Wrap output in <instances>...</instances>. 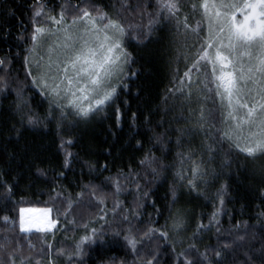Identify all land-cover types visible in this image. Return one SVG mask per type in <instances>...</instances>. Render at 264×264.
<instances>
[{
    "label": "trees",
    "instance_id": "1",
    "mask_svg": "<svg viewBox=\"0 0 264 264\" xmlns=\"http://www.w3.org/2000/svg\"><path fill=\"white\" fill-rule=\"evenodd\" d=\"M161 2L0 0V59L5 60L0 66V87L7 83L0 91V244L4 246L0 257L4 264L9 254L16 264H112L110 257L117 258L115 264H144L153 251L159 253V264H184L185 258L196 264H219L216 251L222 252L223 264H248L245 252L252 264H264L260 251L264 249V156L249 158L221 139L223 132L219 130L228 125L220 118L210 66L201 62L199 70H192L191 82L183 75L198 59L197 52L208 37L203 0H179L174 17L160 9ZM40 6L43 15L35 17L34 9ZM79 8H87L93 16L97 15L94 9L99 8L125 27L133 26L123 43L134 60L126 71L136 75L124 81L127 88L118 89L115 104L87 120L69 114L59 132L54 123L28 128L20 117L30 109L43 117L49 107L25 75V57H30L27 49L32 47L30 36L36 26L51 27L49 16L59 17L62 10L65 20L72 22L80 15ZM185 17L187 29L182 26ZM201 108L207 123L198 128L196 118ZM63 141L70 143L61 147ZM189 152L194 154L193 160L203 159L208 172L204 178L208 182L197 180L194 191L175 175L183 170L191 178V163L185 160L181 164L178 155ZM65 153L71 154L67 163ZM146 156L157 158L153 167L160 163L169 166L158 179L154 180L147 165H141ZM226 162L230 166H225ZM129 172L141 174L139 183L148 191L147 200L137 198L130 182L120 180L127 183V190L122 189L118 196L114 185L106 183L108 177ZM173 186L178 200L172 214L182 210L186 221L185 229L178 233L171 228L168 212ZM221 189L224 206L217 217L219 224L199 230L198 225H209L211 214L220 208L217 193ZM98 197H103V204L98 203ZM115 201L122 207L113 215ZM137 203L143 206L138 209V218L129 215V225L121 216ZM26 207L51 208L55 228L48 232L21 231V209ZM105 212V219H98ZM102 226L109 243L85 245L83 256H75L80 238ZM129 227L138 239L147 228L167 232L168 236L165 239L159 232L153 234L151 240H144L138 254H133L122 240L116 243L111 235L114 229L124 235L123 230ZM191 245L195 250L189 251ZM223 245H230L231 250L223 251Z\"/></svg>",
    "mask_w": 264,
    "mask_h": 264
},
{
    "label": "snow or ice",
    "instance_id": "2",
    "mask_svg": "<svg viewBox=\"0 0 264 264\" xmlns=\"http://www.w3.org/2000/svg\"><path fill=\"white\" fill-rule=\"evenodd\" d=\"M159 7L170 17H174L179 11V0H162ZM201 7L209 23V34L197 52L198 59L192 64L191 69L184 72V78L191 82V72L193 69L199 70L197 66L201 62H204L205 66H210L215 95L220 101L218 109L220 118L230 126V130H219L223 132L221 139L229 141L236 150L246 154L249 158H255L257 155L264 156V0H218V2L212 0L211 3L209 0H203ZM94 10L97 12L96 16H93L87 8H79L80 15L74 17L68 25L65 24L63 10L59 13V19L49 16V21L58 26L55 31L39 26L34 27L33 34L30 36L32 47L27 49L29 56L33 59L30 61L29 57H25V75L31 86L48 102L49 107L43 117L30 109V114L25 113L20 117L22 125L26 121L28 128L35 129L54 123L59 132L69 114L80 120H87L106 106L115 104L119 99L118 89L127 88L128 85L124 81L136 75L134 72L126 71L131 68L134 60L123 43L125 36L133 26L125 27L123 23L113 20L101 9ZM42 15L43 6L34 9L35 17ZM186 20L185 17V23L182 26L187 29ZM97 21L101 23L98 24ZM77 24H82L83 28L74 33L72 28ZM192 32L195 33L196 29L193 28ZM61 33L63 34L62 40L60 39ZM46 37L56 38L47 48V60L44 56H36L40 46L39 42ZM53 54L57 55L55 60ZM4 64L5 60L0 59V66ZM34 72L36 74H33ZM6 87L7 83L4 82L0 91ZM188 95L191 97L192 93L189 92ZM17 97L23 100L19 91H17ZM17 111H20L19 105H17ZM56 112L58 116L54 115ZM116 112L119 113L118 108ZM239 113L243 115H238ZM205 123H207V116L205 110L201 108L195 126L203 128ZM16 131L18 135H22L19 129ZM67 143L70 141H63L61 147ZM208 151H213L211 145L208 146ZM70 155V153H65L66 163ZM178 155L182 157L181 164L188 160L192 165L191 178H187L183 170H180L175 174L178 180L186 183L187 187L193 191L197 188V180L203 183L208 182L204 179L208 176V172L203 168V159L193 160L194 154L191 152L178 153ZM140 163L147 165L154 180L158 179L161 172L169 167L163 163H160L159 167H153L157 163V158L150 156H146ZM225 166H230V162H226ZM140 175L131 172L118 173L116 178H106V183L114 185V192L118 196L122 189L127 190V183L121 184L120 180L130 182L134 185L137 198L147 200L148 191L139 183ZM144 178L146 179V176ZM154 180H146V182L152 183ZM93 195H95L94 190ZM170 195L172 201L168 205L169 219L172 220V230L178 233L185 229L186 221L182 210L177 209L172 214L173 206L178 200L175 186L171 188ZM223 195L224 191L221 189L217 193L220 208L211 214L209 225H198L199 230L219 224L217 217L224 206ZM97 200L100 204L104 203L103 197H98ZM68 204L71 208V201H68ZM142 206L137 203L128 214L122 215L121 219L131 225L129 215L133 219L138 218V209ZM152 206L155 208V202ZM121 207V203L115 201L112 214L116 215L115 210ZM24 211H38L39 216L29 220L21 217L19 225L21 231L30 232L36 229L48 232L55 228L57 221L50 218L51 208L21 209V212ZM156 211L158 215H163L159 209ZM67 214L66 212L65 215ZM106 216L105 212V215L98 219H105ZM5 222L7 223V219ZM83 227L87 229L88 226ZM123 231L126 234L122 235L121 230L114 229L111 234L112 240L116 243L122 240L123 245L133 254H138V249L143 247L144 240H151L153 234L159 232V235L165 239L168 236L167 232L154 228H147L139 239L132 227ZM107 235L104 226L99 230L92 228L90 234L82 236L75 245L74 255L82 257L85 245L89 247L106 246L109 242L104 237ZM237 239L243 240V237ZM3 247L0 244V249ZM222 248L223 251L231 250L230 245H223ZM191 250H195V245L190 246L189 251ZM59 251L63 254L62 249ZM260 251L264 255V249ZM215 255L220 258L219 264H223L222 252L216 251ZM244 256L248 264H252V258L247 252ZM69 258L71 259V256ZM116 259V257L109 258L112 264H115ZM204 259H207L206 255ZM0 264H4L2 257H0ZM7 264H16L15 257L11 254H9ZM21 264L24 262L21 261ZM50 264H52L51 261ZM120 264L124 262L121 261ZM144 264H159V253L153 251L152 258L144 261ZM184 264H196V262L185 258Z\"/></svg>",
    "mask_w": 264,
    "mask_h": 264
},
{
    "label": "rangeland",
    "instance_id": "3",
    "mask_svg": "<svg viewBox=\"0 0 264 264\" xmlns=\"http://www.w3.org/2000/svg\"><path fill=\"white\" fill-rule=\"evenodd\" d=\"M211 2H212V0H209V3H211ZM217 2H218V0H217ZM221 11H223V10H221ZM56 18L59 19V17H56ZM97 23L99 24L101 22L97 21ZM65 24L68 25V24H71V22L65 20ZM208 25H209V23H208ZM57 27L58 26L53 24V25H51V27H43V28L55 31ZM82 28H83L82 24H77V25L73 26L72 31L75 33V32H78ZM213 30H215V26H213ZM55 39H56L55 37H46L44 40H41L39 42L40 46L37 49L36 56H44L45 60H47V48H48L49 45L52 44L53 40H55ZM60 39L61 40L63 39V34L62 33L60 34ZM210 51H212V50L210 49ZM56 58H57V55L53 54V59L55 60ZM60 58L62 59L63 57L61 56ZM32 59H33V57H29L30 61ZM33 74H36V73L34 72ZM238 115H243V113H239ZM227 129L230 130V126L229 125L227 126ZM245 131L247 132V129H245ZM26 209L27 210H40L38 208L36 209V208H32V207H26ZM37 216H39V212L38 211H24V212H22V216L21 217H23L25 220H29V219H34ZM50 218H51V216H50Z\"/></svg>",
    "mask_w": 264,
    "mask_h": 264
}]
</instances>
